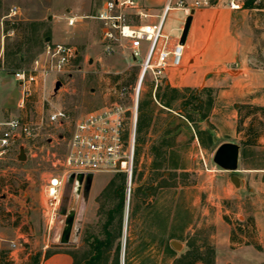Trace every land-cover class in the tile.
I'll use <instances>...</instances> for the list:
<instances>
[{
    "label": "rangeland",
    "instance_id": "obj_1",
    "mask_svg": "<svg viewBox=\"0 0 264 264\" xmlns=\"http://www.w3.org/2000/svg\"><path fill=\"white\" fill-rule=\"evenodd\" d=\"M228 1L221 0L225 5ZM4 3L6 15L0 18V27L6 29L8 21L11 25L0 37V117H24L37 134L34 143L21 144L25 160L18 159L21 147L0 158V234L20 237L16 243L24 249L28 262L19 264H28L37 255L41 261L64 247V211L75 212L70 244L66 247L74 251L77 264H174L189 251H204L207 246L214 247L216 264H264V113L260 111L264 108V7L241 10L234 23L246 70L229 73L234 77L243 74V80L230 79L226 87L196 96L186 93L191 104L185 116L193 117L197 128L210 129L211 140L218 135L217 143L233 141L239 145L238 170L250 172L220 169L214 163L218 147L213 143L204 146L200 142L198 146L196 142L193 147L192 134L181 130L179 118L154 101L152 78L146 76L139 107L148 115L145 123L150 124L143 132L136 128V169L129 204L142 216L133 219L131 209L126 213L124 176L100 174L95 176L87 197L84 191L76 192L74 180H67L59 219L50 230L43 218L46 186L59 172L52 162L66 154L71 125H50L49 116L62 110L77 121L102 109L112 101V88L134 84L140 68H129L122 51L113 55L104 52L100 24L95 20L100 0ZM13 8L18 9V15L8 18ZM69 15L82 19L69 27ZM176 35L181 36L182 32ZM48 44L71 45L77 49L78 58L68 74L50 78L44 88L32 87L31 95L23 97V88L13 74L30 69ZM58 83L61 86L56 90ZM200 101L202 108L196 109ZM163 127L174 131L170 141L173 147H179L174 158L163 159L157 152ZM249 129L259 137L249 140ZM178 157L186 159L180 161ZM233 176L244 180L242 189L232 182ZM160 186L168 189L161 195L166 206L173 208L177 198L178 225H173L171 231L163 227V237H141L149 233L143 231V217L148 211L152 213ZM170 234L172 237H168ZM108 241L99 251L98 242Z\"/></svg>",
    "mask_w": 264,
    "mask_h": 264
},
{
    "label": "built area",
    "instance_id": "obj_2",
    "mask_svg": "<svg viewBox=\"0 0 264 264\" xmlns=\"http://www.w3.org/2000/svg\"><path fill=\"white\" fill-rule=\"evenodd\" d=\"M247 1L229 0L227 4L232 10L241 11L246 9ZM146 2L100 0L95 17L100 24L104 52L113 55L122 51L129 68H140V75L134 84L115 85L109 104L77 121L62 110H56L49 116L50 125H71L66 154L52 162L53 168L59 172L50 178L46 186L43 218L50 230L59 219L62 191L71 176L123 175L126 181L125 207L129 208L136 169V125L144 79L150 76L156 90L166 70L170 66L181 65L184 55L181 38L175 41L171 34L164 31L166 17L170 12L179 10L188 18L196 10L213 5V0H166L161 9H154ZM253 7H264V0H253ZM18 12L17 8H13L7 17L13 18ZM80 19L82 17L69 15L67 25L74 27ZM78 55L77 49L71 45H46L43 55L35 59L30 69L13 74L23 88V97L31 95L32 87L44 88L50 78L68 74ZM36 138V128L24 117L11 116L1 121L0 158L18 151L23 143H34ZM33 149L39 150L34 146ZM52 157H55L54 154Z\"/></svg>",
    "mask_w": 264,
    "mask_h": 264
},
{
    "label": "crops",
    "instance_id": "obj_3",
    "mask_svg": "<svg viewBox=\"0 0 264 264\" xmlns=\"http://www.w3.org/2000/svg\"><path fill=\"white\" fill-rule=\"evenodd\" d=\"M165 1L166 0H147L146 4L154 9H161ZM4 12L5 3L4 0H0V18L6 15ZM241 13L242 11L232 10L228 4L225 5L221 0H213V5L211 7L196 10L192 16L191 26L184 44V55L181 65L170 66L166 70L161 84L153 92L154 101L163 110L179 118L181 130L185 129L192 134L190 140L193 147L196 142L198 146H200V142H202L204 146L205 144L211 145V143H213L217 145L218 148L224 143H235L233 141L217 143L216 138H219L218 135L213 136L211 140L210 136L212 131L206 127H202L201 129L197 128L195 122H190L186 118L185 111L191 104L190 101L187 102L188 94L189 96L197 95L206 90L226 87V83L229 82L230 79L235 82L243 80V74L234 77L229 73L230 71L238 72L239 70H246L241 38L234 30V23ZM186 20L187 17L182 11H172L166 17L164 31L171 34L176 41V39L182 36H177L176 33L183 32ZM5 32L8 31L0 27V37L3 34L5 35ZM172 91H177V94L173 95L171 99ZM159 93H162V95H160L161 97L164 93L169 94V98L167 99L171 101L170 106H165L166 104L164 101L161 98H157V94ZM223 93L225 92L223 91ZM159 100H161V103ZM144 113L146 114L145 111ZM149 114H152V111ZM3 120L4 119L0 117V122ZM149 124L147 126L145 123L140 132L148 129ZM165 128L166 127H163L161 134L158 135L157 152L159 153V157L163 159L164 157L165 159L167 157L174 158V156H178V153L175 152H177L176 149L179 147H173L174 145L170 141L175 136L174 131L172 132V130ZM193 156L194 155L191 154V158ZM178 159L180 161H185L186 158L178 157ZM175 168L179 169L178 166H175ZM180 169L186 171L184 168ZM237 172L250 171L238 170ZM94 180L95 176L93 177L92 185ZM239 185L240 190L244 186L243 179H241ZM100 189L99 191H103L105 187ZM158 190L159 196L155 198L157 201L152 209V213L148 211L143 217V221H146L143 231L149 233L147 235L143 233L141 237H163V227H169L171 231L173 225H178L177 198L173 201V208L171 205L166 206L161 195L166 194L168 189L160 186ZM174 190H177V188H174ZM130 209V207L127 208V215L130 213ZM140 216H142L140 211L133 206L131 209V217L134 219L135 217L140 218ZM159 220L161 222H159ZM168 237H172L171 234ZM19 238L20 237H7L4 234H0V251H8L9 255L7 260L12 261L14 264H19V262L22 263L23 261L25 263L28 262V256L25 254L24 249H21V245L16 243V240ZM69 244H62L64 247L59 248L57 252L51 254L49 257L42 258L40 264H77L74 251L66 247ZM12 245H16V247L13 248Z\"/></svg>",
    "mask_w": 264,
    "mask_h": 264
},
{
    "label": "water",
    "instance_id": "obj_4",
    "mask_svg": "<svg viewBox=\"0 0 264 264\" xmlns=\"http://www.w3.org/2000/svg\"><path fill=\"white\" fill-rule=\"evenodd\" d=\"M192 16H189L186 20L184 30L182 32V36L180 39L181 44H185L191 22H192ZM61 84L58 83L56 85V90L60 88ZM239 158H240V146L235 143H224L222 144L214 155V163L222 170L227 172H237L239 167ZM20 161H23L26 159V154L24 149L21 147L20 149V155L18 157ZM93 175H88L85 177L84 175L80 174L76 177L71 176V180L75 181V190L78 194H80L82 191H84V195L87 197L93 181ZM232 182L235 185H239V178L237 176L232 177ZM62 215L66 218L65 220V227L62 233L61 237V244H69L70 243V237L72 234V228L75 221V212L74 211H64ZM176 247V245L174 246Z\"/></svg>",
    "mask_w": 264,
    "mask_h": 264
},
{
    "label": "trees",
    "instance_id": "obj_5",
    "mask_svg": "<svg viewBox=\"0 0 264 264\" xmlns=\"http://www.w3.org/2000/svg\"><path fill=\"white\" fill-rule=\"evenodd\" d=\"M253 8V0H249L246 3V9H250ZM10 22H6L5 24V31H9L10 30ZM160 90V88H159ZM211 90H206V92H210ZM160 94V93H159ZM159 94H157V98H161L164 103L166 104L165 106H170V100H168L167 98H169V94L168 93H164L163 96L161 97ZM177 94V91H172L171 93V99L173 98V95ZM196 96V95H194ZM202 102L200 101L199 104H197L196 109H200L202 108ZM210 104V101H209ZM261 112L264 113V108L260 109ZM148 115L144 113V109L142 107H139V116H138V126H137V130L141 131L144 127V119L145 117H147ZM186 118L190 121V122H194L195 120L193 119V117L191 116H186ZM202 118H205V116H203ZM148 126V124H146ZM248 137L250 138L249 140H251V138H253L254 140L257 139L259 137V134L257 132H254V130L249 129V134ZM249 144V143H248ZM122 206L123 203L121 202L118 205V209L121 211L122 210ZM99 246H98V250L100 251L101 248L105 245V244H109L110 242L108 241L107 243L105 242H98ZM109 245H107L108 247ZM8 255L9 252L6 250H2L0 251V264H10L8 259ZM51 254H48L47 257H49ZM216 252L214 247L212 246H207L204 248V251H201L199 249L196 250H192L189 251L188 253H186L185 255H183L182 257H180L179 259L176 260V262L174 264H216L215 261V256ZM28 264H40V255H37L35 257H33V259H31V261Z\"/></svg>",
    "mask_w": 264,
    "mask_h": 264
}]
</instances>
